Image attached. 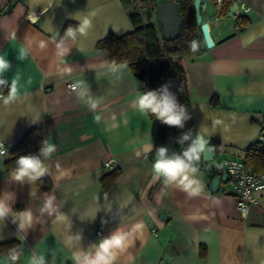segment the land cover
<instances>
[{
	"label": "crops",
	"instance_id": "crops-1",
	"mask_svg": "<svg viewBox=\"0 0 264 264\" xmlns=\"http://www.w3.org/2000/svg\"><path fill=\"white\" fill-rule=\"evenodd\" d=\"M217 1L207 0L202 15L214 46L181 59L189 145L203 135L215 149L214 161L206 163L210 172L191 164L199 193L189 195L175 182L154 178L157 122L133 105L144 82L126 65H111L107 51L97 48L109 34L133 31L134 1L125 7L121 0H0V56L10 62L0 74V87L7 88L0 94V145L6 151L0 156V200L12 210L0 218V244H20L15 264L41 255L44 264H75L73 253L93 251L117 229L127 233L128 246L114 264H264V191L255 193L257 204L242 216L226 182L216 193L208 189L225 160H243L246 148L264 136V0H238L249 8L242 15L246 25L218 16ZM84 20L90 21L85 33L62 37L67 23L80 27ZM17 76L21 89L5 103ZM37 126L44 141L57 146L39 178L51 183L46 191L4 172L11 151ZM182 138H169L162 146L167 155L183 156ZM52 197L53 209L41 211ZM24 211L32 214L31 226L21 228ZM138 223L144 227L135 229ZM6 257L0 254V264Z\"/></svg>",
	"mask_w": 264,
	"mask_h": 264
},
{
	"label": "trees",
	"instance_id": "trees-1",
	"mask_svg": "<svg viewBox=\"0 0 264 264\" xmlns=\"http://www.w3.org/2000/svg\"><path fill=\"white\" fill-rule=\"evenodd\" d=\"M131 1L134 0H121L125 7L130 6ZM209 1L216 4L217 0ZM168 2L177 4L180 17L179 33L175 40L166 41L160 27L161 35L159 36L156 27L151 24H144L140 13L134 11L129 13L133 31L121 36L109 34L97 44V48L107 51L111 65H126L137 79L144 82L142 93L151 90L159 91L166 86L168 91L176 97L177 102L185 108L189 119L185 121L183 128L164 125L151 114L147 115L151 120L157 122L156 147L164 146L171 136L188 135L190 130V101L187 77L181 59L200 54L194 0H159V3ZM233 3L234 0H222L220 15L227 17ZM236 21L240 22L241 25L248 24L247 19L243 16L238 17ZM69 29L74 31V36L67 35ZM78 29L77 25L67 23L64 26L62 37H75L78 34ZM6 92L7 88L0 87V94ZM261 126L264 129V122H261ZM43 142L44 136L41 126L27 131L11 151V158L5 162V175L11 177V172L16 167V160L20 156L39 155ZM183 145L185 148L190 146L188 139L183 140ZM40 158L44 159L42 156ZM243 163L245 169L252 175L264 174V140L258 139L246 148ZM117 174L114 172L105 179V187L110 186ZM35 182L43 191L51 188V183L47 179H38ZM12 250L20 253L21 256V246L18 242L0 244V254L8 256Z\"/></svg>",
	"mask_w": 264,
	"mask_h": 264
},
{
	"label": "clouds",
	"instance_id": "clouds-1",
	"mask_svg": "<svg viewBox=\"0 0 264 264\" xmlns=\"http://www.w3.org/2000/svg\"><path fill=\"white\" fill-rule=\"evenodd\" d=\"M89 26L90 21L84 20L78 30L83 34ZM67 35L74 36V31L69 29ZM9 67L10 62L4 56H0V74L8 70ZM0 83H3V81H0ZM20 89L19 76H17L13 79L11 88L9 89L10 98L9 100H5V103H9L11 99H14ZM0 99H3V97H0ZM133 105L142 115L151 114L162 124L170 127L183 128L185 121L189 119L183 105L177 102L176 97L168 91L166 86L159 91L151 90L143 92L133 101ZM187 139H189L188 135L183 136L181 143ZM207 143L208 141L203 135H197L193 139L192 144L183 151V156L176 154L169 156L165 147L158 148L156 150V158L152 164L154 178H163L169 184L175 182L177 186L182 187L189 195H197L199 188L194 187L197 181L191 179L189 176L190 172L194 173L196 171L195 168L191 167V161L200 159V155L205 150ZM56 148L57 146L54 143L45 140L39 155L20 156L16 160V167L11 172V178L14 181L23 183L25 180L35 182L43 177L48 172L46 161L56 151ZM146 151H152L151 143L147 144ZM5 153L6 151L3 149V146L0 145V156H4ZM41 156L44 159H41ZM59 168L60 165L57 164V169ZM53 199L54 197L49 198L44 209H41V211L46 209L52 210ZM10 211L12 210L6 203L0 200V218L5 217ZM19 216L21 218V228L31 226L32 214L30 211L21 212ZM143 227L142 223L134 225V228L137 230ZM126 237L127 233L117 229L109 237L102 239L98 244L94 245L93 251L87 253L76 252L72 254L71 258L75 264H114L118 252H122L128 246ZM20 258V253L12 250L4 262L6 264V261L10 260L14 264ZM29 264H44V256L41 255L38 260L35 257H29Z\"/></svg>",
	"mask_w": 264,
	"mask_h": 264
},
{
	"label": "water",
	"instance_id": "water-1",
	"mask_svg": "<svg viewBox=\"0 0 264 264\" xmlns=\"http://www.w3.org/2000/svg\"><path fill=\"white\" fill-rule=\"evenodd\" d=\"M194 15L195 22L198 27L197 38L199 40L200 52L211 49L214 46L213 39L210 34V27L207 22L202 21V15L207 6V0H194ZM158 22L166 41H173L176 39L180 28V17L178 14V7L175 2L159 3L156 8ZM241 15L238 11V3L234 1L232 7L229 9L227 18L236 21ZM215 149L206 145L205 150L201 153L199 160L191 161V164L205 172H210V168L206 167L207 162L214 161ZM227 180L226 173L222 170L221 174H214L208 184V189L211 193H216L220 182L225 183Z\"/></svg>",
	"mask_w": 264,
	"mask_h": 264
},
{
	"label": "built area",
	"instance_id": "built-area-1",
	"mask_svg": "<svg viewBox=\"0 0 264 264\" xmlns=\"http://www.w3.org/2000/svg\"><path fill=\"white\" fill-rule=\"evenodd\" d=\"M221 1H217L218 16L220 15ZM235 1L238 3V11L241 16L249 11V8L244 3H239L238 0ZM158 3L159 0H134L135 8L139 10L138 12H156ZM67 89L74 90L75 86L68 84ZM259 139L264 140V136H261ZM112 162L113 160H108L105 166L110 167ZM222 170L227 176L226 184L232 188L237 198L236 209L240 215L244 216L248 209L258 202L255 193L264 191V174L254 176L249 173L244 167L243 160H225L222 164ZM95 234L100 237L102 235V228H99Z\"/></svg>",
	"mask_w": 264,
	"mask_h": 264
},
{
	"label": "rangeland",
	"instance_id": "rangeland-1",
	"mask_svg": "<svg viewBox=\"0 0 264 264\" xmlns=\"http://www.w3.org/2000/svg\"><path fill=\"white\" fill-rule=\"evenodd\" d=\"M136 11H139L135 8ZM143 21H144V24H151V25H154L156 27V29L158 30V33H159V36L161 35L160 33V25H159V22H158V17H157V14L156 12H139Z\"/></svg>",
	"mask_w": 264,
	"mask_h": 264
}]
</instances>
